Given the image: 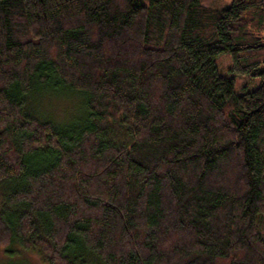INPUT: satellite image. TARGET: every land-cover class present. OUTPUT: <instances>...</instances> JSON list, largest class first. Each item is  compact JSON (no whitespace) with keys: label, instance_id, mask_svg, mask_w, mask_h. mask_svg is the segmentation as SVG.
I'll list each match as a JSON object with an SVG mask.
<instances>
[{"label":"trees","instance_id":"16d2710c","mask_svg":"<svg viewBox=\"0 0 264 264\" xmlns=\"http://www.w3.org/2000/svg\"><path fill=\"white\" fill-rule=\"evenodd\" d=\"M263 32L264 0H0V249L264 264Z\"/></svg>","mask_w":264,"mask_h":264},{"label":"rangeland","instance_id":"374dc122","mask_svg":"<svg viewBox=\"0 0 264 264\" xmlns=\"http://www.w3.org/2000/svg\"><path fill=\"white\" fill-rule=\"evenodd\" d=\"M146 4H149L150 0H144ZM204 5L211 6L213 8H225L232 4V0H201ZM264 36V32H263ZM231 55L230 53H222L217 57V66L219 73L223 76H234L236 81V91L241 93L245 90H252L259 86L260 78L250 77L249 75H236L230 71L231 66ZM45 106H48L44 102ZM65 107L57 108L55 113L60 116L64 113ZM70 114V113H69ZM56 116V117H57ZM23 257L17 255L9 256L6 255L2 249H0V264H45L40 257L31 252L21 251Z\"/></svg>","mask_w":264,"mask_h":264}]
</instances>
